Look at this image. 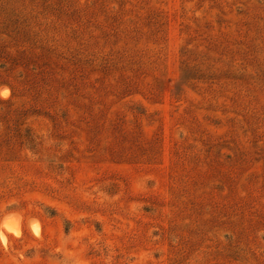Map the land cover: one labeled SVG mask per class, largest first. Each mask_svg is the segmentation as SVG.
Segmentation results:
<instances>
[{"label": "rangeland", "instance_id": "obj_1", "mask_svg": "<svg viewBox=\"0 0 264 264\" xmlns=\"http://www.w3.org/2000/svg\"><path fill=\"white\" fill-rule=\"evenodd\" d=\"M0 264H264V0H0Z\"/></svg>", "mask_w": 264, "mask_h": 264}]
</instances>
